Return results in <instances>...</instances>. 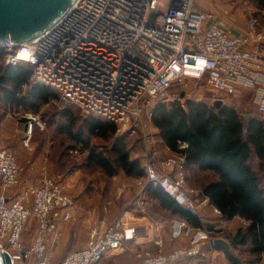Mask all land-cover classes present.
I'll list each match as a JSON object with an SVG mask.
<instances>
[{"label":"built area","instance_id":"built-area-1","mask_svg":"<svg viewBox=\"0 0 264 264\" xmlns=\"http://www.w3.org/2000/svg\"><path fill=\"white\" fill-rule=\"evenodd\" d=\"M225 20L198 10L195 0H77L43 35L25 43L0 42V50L7 54L8 65H32L34 80L57 90L65 103L113 121L121 137L140 133L145 144L131 153L141 163L147 185L160 187L193 216H200L207 205L223 215L208 197L196 199L188 189V143L179 142V151L161 158L152 124L159 102L185 105L186 99L173 88L189 80L194 81L192 101L208 99L214 105L254 89L264 124V30L255 17L243 33L228 28ZM38 122V116L29 115V135ZM25 145L34 150L30 141ZM81 148L71 152L78 154ZM22 172L19 151L1 146L0 249L13 264L31 256L38 264H52L48 239L60 240L59 225L76 220L79 204L63 176L47 167L38 184L12 193L21 184ZM31 219L38 230L27 247L24 235ZM139 234L137 227L119 218L105 229H92L85 248L56 264H105L107 254ZM210 240L200 231L188 245L166 252L158 241V252L146 250L138 257L141 264L205 260L214 252Z\"/></svg>","mask_w":264,"mask_h":264},{"label":"trees","instance_id":"trees-1","mask_svg":"<svg viewBox=\"0 0 264 264\" xmlns=\"http://www.w3.org/2000/svg\"><path fill=\"white\" fill-rule=\"evenodd\" d=\"M4 56L5 51L0 50V58ZM33 74L34 68L28 63L0 65V92L3 93L4 102L38 112L40 105L36 104L39 101L47 102L50 90L54 88L47 86L46 89L38 84L29 96H20L22 87L30 83ZM67 113L69 111L65 110V115ZM102 118L92 116L86 126L90 136L109 140L117 127L114 122ZM153 123L160 130L163 142L172 151H179V142L188 143L189 148L184 151L188 156V168L193 167L215 177L204 183L202 189L224 216L228 219L241 216L251 221L250 227L242 234V245L249 244L250 254L260 262L264 258V188L252 160L257 158L264 163L263 122L251 118L245 124L233 107L224 105L217 109L206 102L187 101L185 105L181 102H159L154 110ZM74 140L85 141L81 135L75 136ZM110 142L112 144L105 154L96 147H89V160L110 176L123 170L128 176L144 177L141 164L131 158V139L122 137ZM149 191L174 214L189 221L196 220L160 187L150 186ZM227 257L233 264H252L256 261H243L230 251Z\"/></svg>","mask_w":264,"mask_h":264},{"label":"rangeland","instance_id":"rangeland-1","mask_svg":"<svg viewBox=\"0 0 264 264\" xmlns=\"http://www.w3.org/2000/svg\"><path fill=\"white\" fill-rule=\"evenodd\" d=\"M195 1L198 2V0ZM202 1L208 2L209 0ZM210 1L214 2L215 4L218 2L216 4V9L219 11L218 17L224 19H228V17L232 18L235 15L238 16V14H242V1L243 3L245 2L249 5L252 3V5H254L257 9L261 10L258 13L260 19H258L260 20V28L264 30V0ZM213 13L216 14L215 12ZM0 65H7L6 53L3 58H0ZM28 68L32 69L30 66ZM193 83V80H189L188 82L177 84L176 86H174L173 92L178 93L182 99H186V102L192 101ZM38 84H40V86H44L47 89V85L34 80L33 74L30 83L22 87V92L20 96H29L31 91ZM53 90H50V97L47 102L39 101L36 104L38 106L40 105L38 112H35L32 109H29L24 106H10L8 103L4 102L3 93L0 92L1 117L5 118L7 122L8 133L6 144H14V141L18 137H21V142L24 144V148L22 150V156L24 157H22L23 164H28L29 166L32 165L31 163L35 161L36 167H39L40 163L42 164L43 160L42 171L44 167H47L53 175L63 176V178L65 179L68 193L70 192V190H72L73 193H71L74 195V197L78 201V204L80 205L91 204L98 206L105 203V205L109 206V208L111 207V205L115 204L121 206L122 208H125L127 205L131 207L132 204H136L137 201L142 198V194L145 195V192L149 191L150 188V186L147 185L145 176L142 178L134 177L133 184L128 183L127 174L123 170H120L115 176L108 175L106 171H104L99 165L89 160V147H92L94 145L96 148H98L99 152H104L105 154V152L109 149L110 144H112V142H110L111 140H116L117 138L122 137H129L132 141V147L139 149V146L141 144H145L142 135L138 133L133 137L129 135H124L121 137V135H119L116 131V133L111 136L109 140H106L99 136H90L86 124L87 120L90 119L92 116L94 117L95 115H90L73 104L65 103L64 101H62L60 93ZM201 91L196 90V92ZM255 95L256 91L254 89L242 90L239 95L224 98V104L225 106L235 108L242 116L244 123L247 124V122L251 118H262L257 110ZM203 102L211 104L213 107H215L213 102L208 99H205ZM65 110L69 111V113H67L66 115ZM30 114L36 115L39 118V122L35 124L33 128L32 135L28 134L26 126V122L28 121V117ZM102 119L106 120L107 118L104 119L103 117ZM23 127L25 128V132H23ZM152 132L158 133L156 138V148L159 152L160 157L166 158L168 156L173 155L175 152H166L164 146L159 144L160 131L154 125V123L152 124ZM80 135L85 141L76 142L74 140V137ZM27 141H30L31 146H36V149L34 148L33 151H29L25 146ZM86 141L89 142V146L86 145L88 144ZM79 144L82 145V150H79L78 154L72 153L71 151L75 150L78 147L77 146L74 148V146ZM19 154H21V152H19ZM37 157L41 158V161L39 159L37 160ZM131 158H134L132 153ZM46 159L48 160L46 161ZM252 164L258 170V173H260L261 185L264 188V163L255 158L254 160H252ZM21 166L24 170V166ZM186 173L188 176V189L192 191V194L196 199L202 200L204 196V192L202 189L204 183L212 181L213 179H215V177L212 174L200 172L194 169L193 167L187 168ZM67 178L69 179V182L66 181ZM32 179V183L22 186L20 185L17 188L13 189L14 192L17 193L18 191L25 190L29 186L35 185L34 183L36 181V178ZM139 193H141V195ZM165 214L166 216H164L163 218L167 219V221L172 224L173 220L175 219L174 216L170 212H167ZM218 221L220 222V224H222L223 222L227 224V219L224 214L221 215V218ZM235 221L239 222L241 227H239V230L235 235L234 241L232 240V245L228 247V251L237 254V256L243 261H255L256 258L249 252V244L242 245V234H244L246 229L250 227L251 221L241 216H237V219H235ZM225 223L223 224V226L226 228ZM37 230V222L34 219H31L26 227V232L24 235L27 247L32 246L35 236L37 234ZM209 236L212 240L214 236L218 237L216 235ZM228 238H230V236H228ZM212 240H210V244L213 242ZM212 244L211 246H213ZM52 250H48V256L51 260V263H59L61 259L53 258L52 253L55 249L53 251ZM214 254V252H210V257ZM213 263L233 264L229 260L225 261V263L217 262V260H215ZM18 264H38V261L35 256H31L28 259L19 261ZM252 264H264V258L261 259L260 262L258 259H256L255 263Z\"/></svg>","mask_w":264,"mask_h":264},{"label":"crops","instance_id":"crops-1","mask_svg":"<svg viewBox=\"0 0 264 264\" xmlns=\"http://www.w3.org/2000/svg\"><path fill=\"white\" fill-rule=\"evenodd\" d=\"M216 4L210 0L208 2L198 0V2H196V8L202 11H213L216 15H219V11L216 9ZM260 11L261 10L257 9L252 3L249 5L242 1V14H238V16L235 15L232 18L228 17V19L225 20V24L234 32L243 33L247 29L250 18H259L258 13ZM23 132H25L24 127ZM7 133V122L5 118L1 117L0 112V147L6 146L21 152V154H19V162L25 169L22 172L20 185L22 186L32 183V178H36L34 184H38L42 175L43 160L41 164V158L37 157V160H40L39 167H36L35 161L29 166L28 164H23L22 150L24 144L21 142L22 138L18 137L14 141V144H6ZM159 144L164 146L166 152L174 153V151L169 149V147L163 142L161 137ZM79 145L74 146V148ZM33 147L36 149V146ZM92 147L95 146L93 145ZM47 160L48 159H46V161ZM127 180L128 183L134 184V177L127 175ZM66 181L69 182V179L67 178ZM71 192L73 193L72 190H70L69 193ZM12 193H15L14 190ZM139 194L141 195V193ZM142 195V198H140L136 204H132L131 207L127 205L125 208L115 204L111 205L110 208L105 209V203L98 206L79 204L76 220L72 222H62L59 225V232L61 234L60 240L55 242L54 238L48 239L49 249H55L54 251L52 250L53 258H60L63 260L69 254L85 248L88 245L92 229L95 227L105 229L108 224L119 218H123L128 220L132 226L137 227L140 230V234L135 239L126 240L121 249L107 254L104 258L105 264H141L138 257L139 253L146 250L158 252V241H163L164 251L169 252L189 244L193 237L200 231H204L206 234L212 236H218H214L215 239L213 238L212 240L215 254L211 257L209 256L205 260L191 259L179 264H215L213 263L215 260L223 263L229 260L227 257L228 247L232 245V240L234 241L235 235L239 230V227H241L240 223L235 221L237 216L232 219L226 218L227 224L225 222L220 224L218 220L221 218V215L219 216L215 213L213 206L207 205L202 208L200 216H195V221H189L167 209L150 191H147L145 192V195ZM203 195V198L208 197L204 193ZM167 212H170L175 218L172 224H170L167 219L163 218L166 216L165 213ZM224 223L226 228L223 226ZM178 232H180V235L178 234L177 236H174V234ZM228 236H230V238H228Z\"/></svg>","mask_w":264,"mask_h":264},{"label":"water","instance_id":"water-1","mask_svg":"<svg viewBox=\"0 0 264 264\" xmlns=\"http://www.w3.org/2000/svg\"><path fill=\"white\" fill-rule=\"evenodd\" d=\"M77 0H0V42H29L63 19ZM222 102L215 107L221 108ZM0 264H13L0 249Z\"/></svg>","mask_w":264,"mask_h":264},{"label":"bare ground","instance_id":"bare-ground-1","mask_svg":"<svg viewBox=\"0 0 264 264\" xmlns=\"http://www.w3.org/2000/svg\"><path fill=\"white\" fill-rule=\"evenodd\" d=\"M23 56L27 57V55H26V54H23Z\"/></svg>","mask_w":264,"mask_h":264}]
</instances>
